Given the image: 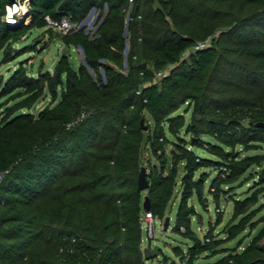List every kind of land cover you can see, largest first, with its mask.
<instances>
[{
    "label": "trees",
    "instance_id": "obj_1",
    "mask_svg": "<svg viewBox=\"0 0 264 264\" xmlns=\"http://www.w3.org/2000/svg\"><path fill=\"white\" fill-rule=\"evenodd\" d=\"M12 1L0 0L3 61L13 58L9 42L48 25L46 16L78 25L94 7L98 17L92 33L82 25L61 35L83 49L77 68L64 53L52 71L30 74L18 64L0 73V264H145L143 198L162 218L176 186L173 229L189 239L186 250L173 247L180 262L264 264V225L242 250L218 247L264 220H251L257 191L232 198L219 238L194 228L191 200L204 199L205 167L217 170L209 187L217 202L223 184L264 162V152L237 148L264 146V127L256 124L264 121V0H28L22 19L10 22ZM46 94L52 102L35 115L30 109ZM185 103L200 117L186 121L177 111ZM181 128L190 138L169 137H180ZM142 166L145 193L137 189ZM256 171L264 190V165Z\"/></svg>",
    "mask_w": 264,
    "mask_h": 264
},
{
    "label": "rangeland",
    "instance_id": "obj_2",
    "mask_svg": "<svg viewBox=\"0 0 264 264\" xmlns=\"http://www.w3.org/2000/svg\"><path fill=\"white\" fill-rule=\"evenodd\" d=\"M27 5L26 1L21 2L22 5ZM20 14L18 19H22V16L26 13L23 7L20 8ZM107 7L104 8L106 11ZM98 17V10L95 9L89 21L84 23L86 26V31H90L91 33L96 30V20ZM128 19V15L126 16V22ZM82 26L81 23L77 25V27ZM60 31L56 28L46 25L43 27H33L23 33L18 39L9 42L10 47L14 49L13 58L9 61H3L2 56H0V73L4 75H8V73L16 67L18 64H23L30 74H36L40 70H53L56 62L59 60L61 55L67 53L69 59L71 60L73 66L75 68L78 67L79 63L84 58L83 49L80 45L70 46L63 42ZM128 46L124 51L125 60H127L126 55ZM188 53V52H187ZM171 65H166L160 71L155 73L156 78L160 77V72L168 71ZM100 71L103 74V69L100 68ZM127 71V62L124 63L123 72ZM11 102V101H10ZM52 102L51 97L46 94L40 97L36 103L30 109L35 115L39 114V111L46 105ZM178 112H183L185 116V120L189 121L191 119V115L193 113H199L194 105L188 106L187 103L180 106L177 110ZM184 128V127H183ZM181 128L180 137L176 135L169 134V137L175 141H181L183 138H190L191 133H185ZM205 138H209L214 141V138L210 135H204ZM171 139V140H172ZM227 148V146H225ZM167 155L170 160V152L173 148H175V143L170 141L166 144ZM195 148V147H194ZM237 148L240 150L241 155H245L247 153L254 154L257 152H264V146L261 148H251L248 150H243V147L237 145ZM197 152L203 156H212L209 152L204 150L202 147H196ZM150 155V150L146 148V145L143 147L141 152L142 159L146 162L147 157ZM151 160H154L155 157H150ZM217 158V157H214ZM264 165V162L260 165H251L247 171L235 182L232 184H223L218 193V200L214 199L213 194L210 192V182L212 177L216 175L217 170L212 167H205L203 170H206L209 174L205 181V194L203 201L199 202L196 196L192 197V202L195 204L198 215H195L192 219V225L197 229L200 236L206 231L212 230L213 235L216 238L220 236H224V233L221 232L224 224L230 220L233 213L234 201L233 197L236 198H244L246 196L251 195L254 191H257V201L253 205V208H257L258 211L253 215L251 220H256L264 217V190H259L260 187H256V179L257 176H254L256 170H261ZM160 166V163H159ZM181 166V165H179ZM168 169V167H167ZM182 167H180L181 172ZM224 171V170H223ZM200 171L197 172V174ZM257 172V171H256ZM2 173H0V178ZM146 192V189L143 190V193ZM180 196V188H175V193L170 199L165 209L164 217L155 218L154 224L156 233L154 238H148L147 227L145 223L142 225V247L145 248L148 245H152L153 249H158V253L154 256L147 258L145 260V264H170V260L172 258L177 264H184L185 260L180 262L182 258L181 255L178 254L180 250H186L189 239L182 236L180 233L176 232L173 229L174 220H175V212L177 203ZM146 209H144L145 211ZM144 212L142 214L143 218ZM169 216V226L167 229H164L163 222L166 216ZM238 219V218H237ZM236 219V220H237ZM264 225V220L259 221L253 227L246 228L243 233L239 234L235 238L230 240H226L222 242L218 247L222 246H231L232 248H236L237 250H242L249 244L251 239L258 233L261 226ZM243 236V238H242ZM242 241V242H241ZM175 245H180L181 249L175 251L173 247ZM226 251L217 253L210 257V260H215L218 257L224 255ZM205 256V253L200 254L199 258L202 259ZM166 260V261H164Z\"/></svg>",
    "mask_w": 264,
    "mask_h": 264
},
{
    "label": "built area",
    "instance_id": "obj_3",
    "mask_svg": "<svg viewBox=\"0 0 264 264\" xmlns=\"http://www.w3.org/2000/svg\"><path fill=\"white\" fill-rule=\"evenodd\" d=\"M26 1L27 7H28V0H13L10 4L6 6V18L9 15V9H13L11 12V15L13 16L14 20H17L21 11V2ZM132 1V0H130ZM48 25L56 28L58 31H60L61 34H66L69 32H72L74 29L77 28V24L73 23L68 17L64 16L60 20L52 19L49 16H46ZM8 20V19H7ZM210 43V40L206 41H199L196 44H194V48H202L204 46H207V44ZM185 53V52H184ZM160 74H165V71L160 72ZM226 172H228V169L224 167V171L222 174L224 175ZM155 216L153 215L151 210H145L144 215L142 218L143 223H145L147 227V234L148 238H154L156 229H155Z\"/></svg>",
    "mask_w": 264,
    "mask_h": 264
},
{
    "label": "water",
    "instance_id": "obj_4",
    "mask_svg": "<svg viewBox=\"0 0 264 264\" xmlns=\"http://www.w3.org/2000/svg\"><path fill=\"white\" fill-rule=\"evenodd\" d=\"M94 11H95V8L93 7L91 9V11L88 13V15L83 19V21L81 22V25H83L84 23H86L87 21L90 20V18L92 16V14L94 13ZM124 33L126 34V30H125ZM141 65L144 66L145 62L141 63ZM196 117L199 118L200 117V113H197ZM256 124H258L259 126H263L264 127V121L263 120H260V121L256 122ZM146 172H147L146 167L142 166L140 171H139V173H138V176H137V189L138 190H145V189H147L149 187V181H148ZM142 206L146 210L149 209L150 201H149V198H148L147 195H145L144 198H143ZM169 219L170 218L167 215L165 217V219H164V222H163L164 229L168 228ZM143 250H144V254H145L146 258H150V257H152V256H154L155 254L158 253V249H153V248L148 247V246H146Z\"/></svg>",
    "mask_w": 264,
    "mask_h": 264
},
{
    "label": "clouds",
    "instance_id": "obj_5",
    "mask_svg": "<svg viewBox=\"0 0 264 264\" xmlns=\"http://www.w3.org/2000/svg\"><path fill=\"white\" fill-rule=\"evenodd\" d=\"M21 7L24 8V10H27V5H22ZM13 11V9H9V15L7 16V19L8 20H12L13 19V16L11 15V12Z\"/></svg>",
    "mask_w": 264,
    "mask_h": 264
},
{
    "label": "crops",
    "instance_id": "obj_6",
    "mask_svg": "<svg viewBox=\"0 0 264 264\" xmlns=\"http://www.w3.org/2000/svg\"><path fill=\"white\" fill-rule=\"evenodd\" d=\"M28 17H30V16H27V18ZM27 18H26V22H28L29 20H27ZM141 246H142V244H141ZM148 247H151V248H153V246L152 245H148ZM231 247V246H230ZM143 248V247H142ZM244 249V248H243Z\"/></svg>",
    "mask_w": 264,
    "mask_h": 264
},
{
    "label": "bare ground",
    "instance_id": "obj_7",
    "mask_svg": "<svg viewBox=\"0 0 264 264\" xmlns=\"http://www.w3.org/2000/svg\"><path fill=\"white\" fill-rule=\"evenodd\" d=\"M27 20H30V17L27 18ZM10 22H16L14 19L9 20Z\"/></svg>",
    "mask_w": 264,
    "mask_h": 264
}]
</instances>
